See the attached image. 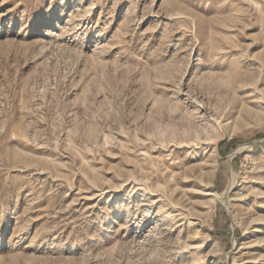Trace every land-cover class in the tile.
<instances>
[{
  "label": "rangeland",
  "instance_id": "obj_1",
  "mask_svg": "<svg viewBox=\"0 0 264 264\" xmlns=\"http://www.w3.org/2000/svg\"><path fill=\"white\" fill-rule=\"evenodd\" d=\"M0 264H264V0H0Z\"/></svg>",
  "mask_w": 264,
  "mask_h": 264
},
{
  "label": "built area",
  "instance_id": "obj_2",
  "mask_svg": "<svg viewBox=\"0 0 264 264\" xmlns=\"http://www.w3.org/2000/svg\"><path fill=\"white\" fill-rule=\"evenodd\" d=\"M239 192H240V194H243V191L242 190H240Z\"/></svg>",
  "mask_w": 264,
  "mask_h": 264
}]
</instances>
